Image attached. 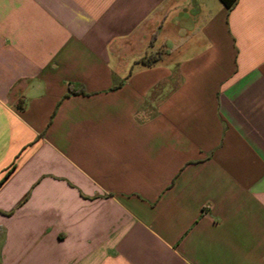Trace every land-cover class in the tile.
I'll return each instance as SVG.
<instances>
[{
	"label": "crops",
	"instance_id": "obj_1",
	"mask_svg": "<svg viewBox=\"0 0 264 264\" xmlns=\"http://www.w3.org/2000/svg\"><path fill=\"white\" fill-rule=\"evenodd\" d=\"M0 264H264V0H0Z\"/></svg>",
	"mask_w": 264,
	"mask_h": 264
},
{
	"label": "trees",
	"instance_id": "obj_2",
	"mask_svg": "<svg viewBox=\"0 0 264 264\" xmlns=\"http://www.w3.org/2000/svg\"><path fill=\"white\" fill-rule=\"evenodd\" d=\"M221 3L227 8L230 9L233 7V5L236 3L237 0H220ZM159 60V57H156L152 60H147L146 62H144V65L148 68L152 67L155 65V63ZM79 92H81L82 94H84L83 90H79Z\"/></svg>",
	"mask_w": 264,
	"mask_h": 264
}]
</instances>
